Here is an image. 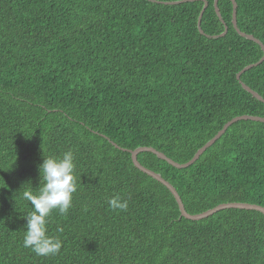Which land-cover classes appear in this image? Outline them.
<instances>
[{"label":"trees","instance_id":"16d2710c","mask_svg":"<svg viewBox=\"0 0 264 264\" xmlns=\"http://www.w3.org/2000/svg\"><path fill=\"white\" fill-rule=\"evenodd\" d=\"M0 0V264H264V213L182 215L138 168L154 147L178 163L242 115L264 117V50L233 23L232 0ZM241 31L264 43V0H236ZM205 9L199 26V17ZM228 26V31L224 34ZM120 147H116L114 144ZM76 156L78 190L48 231L59 254L24 247L44 156ZM186 210L264 207V122L233 123L187 167L138 155ZM41 183V185H40ZM119 196L127 210H113Z\"/></svg>","mask_w":264,"mask_h":264},{"label":"clouds","instance_id":"9594fccd","mask_svg":"<svg viewBox=\"0 0 264 264\" xmlns=\"http://www.w3.org/2000/svg\"><path fill=\"white\" fill-rule=\"evenodd\" d=\"M39 170L43 186L36 191L25 190L22 193L23 199L33 209L25 215L27 223L23 244L38 256H53L60 253L64 242L49 234V219L53 211L66 214L73 205V195L78 190L76 156L71 150L61 156H44ZM108 204L111 209L121 211L129 206L128 201L119 196L109 198Z\"/></svg>","mask_w":264,"mask_h":264},{"label":"water","instance_id":"95a60500","mask_svg":"<svg viewBox=\"0 0 264 264\" xmlns=\"http://www.w3.org/2000/svg\"><path fill=\"white\" fill-rule=\"evenodd\" d=\"M187 1H193V0H179V1H174L173 3L174 4H179V3H183V2H187ZM233 1V5H234V15H233V23H234V26L235 28L238 30V32L241 34V35H245L246 37L250 38V39H253L255 41H257L258 43H260V45L262 46L263 50H264V43L256 38L255 36L253 35H248L247 33L243 32L240 30L239 26H238V19H237V9H238V4H237V1L236 0H232ZM218 2L219 0H215V6L217 8V11L219 13V15L221 16V13H220V9H219V5H218ZM209 3H205V6L203 8V11L201 12L200 14V17H199V26H200V29L201 31L203 32L202 28H201V21H202V17H203V13L205 11V9L207 8ZM228 31V26L226 25V30L224 32V34ZM262 61H264V56L256 63H253V64H250L248 66H246L243 70H241L237 77L240 79L241 78V75L246 72L248 69L252 68L253 66L255 65H258L260 64ZM242 84L244 86L245 89H247L249 92H251L255 97H257L259 100L263 101L264 102V98L262 95H260L258 92H256L255 90H253L250 86H248L247 84H245L243 81H242ZM243 119H254V120H260L262 122H264V117H259V116H251V115H242V116H238V117H235L234 119L230 120L229 122H227L225 124V126L216 134V136H214L211 140H209L203 147H201L198 152L196 153V155L194 156V158L192 160H190L189 162H186V163H178L176 161H174L173 159L169 158L165 153L157 150L156 148L154 147H138L137 149L135 150H131V153H132V159H133V162L134 164L140 168L141 170L147 172L149 175L153 176L154 178L160 180L162 183H164L165 185H167L169 187V189L173 192V194L175 195V198L180 206V210H181V213L182 215H184L186 218H190L192 220H202L203 218H206L207 216H210V215H213L214 213L222 210V209H228V208H242V209H253V210H259L261 212L264 213V207L263 206H260V205H256V204H250V203H237V202H234V203H222L212 209H209L205 212H202V213H198V214H191L189 213L186 208H185V205H184V202L178 192V190L175 188V186L170 183L168 180H166L162 174L160 173H157L155 172L154 170H151L149 168H147L146 166H144L140 161H139V158H138V155L143 152V151H151L153 153H155L156 155H158V157L162 158V159H165L167 160L169 163H171L172 165L178 167V168H183V167H187L189 166L190 164H192L194 161H196L200 155L202 153H204V151L209 148L210 146H212L216 140L222 136L225 131L235 122H237L238 120H243ZM116 145V147H120L118 144L114 143ZM121 148V147H120Z\"/></svg>","mask_w":264,"mask_h":264}]
</instances>
